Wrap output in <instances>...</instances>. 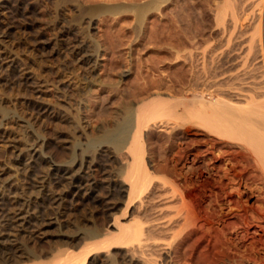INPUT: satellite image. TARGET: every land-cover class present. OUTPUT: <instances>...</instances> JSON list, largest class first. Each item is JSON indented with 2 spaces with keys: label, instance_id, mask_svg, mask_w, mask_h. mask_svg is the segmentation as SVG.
Listing matches in <instances>:
<instances>
[{
  "label": "rangeland",
  "instance_id": "obj_1",
  "mask_svg": "<svg viewBox=\"0 0 264 264\" xmlns=\"http://www.w3.org/2000/svg\"><path fill=\"white\" fill-rule=\"evenodd\" d=\"M4 1L0 107L9 116L0 131L9 126L15 139L5 144L23 147L17 135L29 130L26 141L42 144L34 155L39 176L53 162L92 161L81 173L92 191L73 189L61 200L56 192L64 186L54 189L47 178V189L26 191L52 219L40 231L30 225L27 244L54 254L72 249L67 235L106 232L119 219L137 240L102 253L96 264H264V149L247 133L223 142L184 124L194 118L161 129L150 124L142 138L152 182L132 199V153L108 143L87 147L89 138L158 94L192 97L210 89L223 99L237 87L244 101L262 91L264 0ZM2 143L3 183L19 175L16 153ZM35 206L34 213L41 208Z\"/></svg>",
  "mask_w": 264,
  "mask_h": 264
},
{
  "label": "bare ground",
  "instance_id": "obj_2",
  "mask_svg": "<svg viewBox=\"0 0 264 264\" xmlns=\"http://www.w3.org/2000/svg\"><path fill=\"white\" fill-rule=\"evenodd\" d=\"M4 3L5 1L1 0L0 10L5 7ZM5 62H11V60L8 59ZM32 89L33 92L37 91L34 90V88ZM236 89H234V91L227 90L228 92L223 99H219L220 96H218L219 98H215L212 94L211 96L208 95L210 89L209 91H203L202 89L198 94H194L192 97L184 95L167 98L158 94L148 99H144L136 103L133 109H131L122 120L118 121L114 127L102 131L96 137L89 138L87 147H93L97 142L103 144L108 143L116 151H123L126 149L132 153V174L133 170L135 174H130L131 176L128 180V199L135 197L140 190L148 189L152 182L146 175L142 138V131L150 124L161 129L168 124L176 126L183 125L182 122L180 123L178 121L181 117L194 118V120L188 121L184 124H187L188 127H199L206 133L223 140V142L232 140V134L244 132L247 133L248 139L252 144H256L264 149V87L261 89L262 91H256L257 93L254 92L253 94H249L248 98L244 99V101L237 98L238 95L241 94L239 92L241 90L237 89V91H235ZM242 96H240V98ZM212 97H214L213 99H215V101L216 99H219V101L217 100L218 104L213 101ZM244 103L245 105H242ZM38 109L40 108L38 107ZM7 111L8 110L0 107L1 124L6 123L8 120L9 113ZM39 112L40 111H38V113ZM38 113L36 112V114ZM256 115L260 118L257 121L253 118ZM11 118L12 117H10V120ZM24 126L26 127V125ZM25 127L24 129L27 130L26 128L28 125L26 128ZM8 128L1 129L0 141L4 142L2 143L3 145L10 147V153H16V162L14 163L17 165L16 168H14L16 177L18 175L19 177L14 181L9 179L2 183L1 178L6 171V165L4 166V164L0 162V264H11L19 261L22 262L23 260L24 263L22 262V264H96L100 260L102 253L120 247L123 243L137 240L135 239L137 236L134 233L135 231L132 230V226L129 227L128 225H123L120 223L119 219H114L109 226L111 229L108 231L105 230L106 232H102V229L84 228L77 233L67 235L69 243H66L70 245L72 249H56V253L53 254L52 252L39 251L37 248L28 245L27 239L32 237V235H29L26 232L28 227L34 225L37 227V230L40 231L44 226L50 224L52 219L42 215L41 209L44 210L45 206L40 203L35 206V204H33L34 200H32L26 191L29 188L31 189V187H46L44 185L46 178L50 179L49 184L53 187L55 186L54 189L57 186H64L65 189H62L63 192H56L58 199L61 200L65 199V192H69L70 190H91L92 186L85 188L88 182L85 181L86 183L84 185V178L81 176V173L87 172L85 168H88V165L92 161L87 164L86 161L78 162L75 158H72L66 163L53 162L50 166L48 165L49 168L44 173L46 174V177L45 175L39 176L37 173L38 171L35 168V162L37 159L34 160V155H36L37 152H40L39 150L42 148V144L35 139V141L32 140L33 142L26 141V139H28L27 133L30 132L29 130L28 132H22L19 136L17 135L19 141H24L23 147H18L13 143H10L9 145L8 142V144H5L6 141H10L11 139L15 140L13 138L14 136L10 139L11 131L8 130ZM26 142L30 143L26 144ZM238 146L243 148L244 152L254 153L255 151H252L253 149H250L246 145L239 144ZM35 157L37 158V156ZM84 170L86 172H84ZM235 175L236 174L233 171L231 174L233 182H235ZM47 188L48 186L46 189ZM19 189L20 191L18 192ZM53 197L54 196H51V200H53ZM128 199L127 202L130 201ZM55 200H57V198ZM57 202L59 206L64 209L66 208L62 206L64 203L61 204V202ZM33 206L41 208L37 209L34 213V211H31V209H35ZM32 220H34L35 223H33ZM133 245L131 244L130 246L132 247ZM129 249L131 250V248ZM132 251H134V248Z\"/></svg>",
  "mask_w": 264,
  "mask_h": 264
}]
</instances>
